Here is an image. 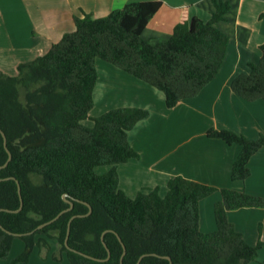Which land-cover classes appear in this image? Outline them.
<instances>
[{
	"label": "trees",
	"instance_id": "trees-1",
	"mask_svg": "<svg viewBox=\"0 0 264 264\" xmlns=\"http://www.w3.org/2000/svg\"><path fill=\"white\" fill-rule=\"evenodd\" d=\"M211 1L208 21L190 17L185 8L170 37L160 42L145 39L142 33L161 0L130 2L101 17L83 12L74 18V31L65 33L44 55L19 64L17 75L0 70V129L12 155L0 168V259L9 257L13 238L19 237L26 250L11 264H27L38 236L37 243L46 250L55 239L69 264H137L142 255L139 264L257 260L264 242L249 243L227 213L264 208L263 196L176 175L169 179L164 196L153 187L130 197L119 186L118 166L140 157L129 132L150 112L120 107L90 116L99 59L161 90L168 108L199 95L217 76L230 41L217 24L228 19L231 4ZM260 49L259 61L251 62L250 71L231 83L233 92L247 101H264V43ZM1 130L0 166L9 159ZM206 133L241 145L231 178L245 181L251 175V157L264 147V133L250 138L215 127ZM98 167L109 169L98 173ZM214 192L220 193L214 204L217 229L206 233L200 229V201ZM65 193L72 208L33 232L71 206ZM22 201V210L15 212ZM90 206L92 211L83 215ZM119 237L126 247L122 261ZM108 249V259H94L107 258Z\"/></svg>",
	"mask_w": 264,
	"mask_h": 264
},
{
	"label": "crops",
	"instance_id": "crops-1",
	"mask_svg": "<svg viewBox=\"0 0 264 264\" xmlns=\"http://www.w3.org/2000/svg\"><path fill=\"white\" fill-rule=\"evenodd\" d=\"M134 1L144 0H0V70L17 75L19 64L44 55L65 33L74 31V18L83 16V12L106 16ZM161 1V8L142 33L153 42L170 37L185 8L190 17L208 21L212 16L211 0ZM225 1L231 4L228 19L217 24L230 36L224 62L215 79L199 95L181 100L173 108L166 106L161 90L97 60L98 80L91 117L120 107H140L150 112L129 132V140L140 157L118 166L119 186L130 197L153 187H158L164 196L169 179L176 175L264 197V147L249 161L251 175L245 181L233 180L231 169L241 145H229L206 133L211 127L229 128L250 138L264 133V101H247L231 88L233 79L249 72V64L261 58L264 0ZM87 124L92 125L88 121ZM108 169L105 167L102 173ZM219 199L220 193L214 192L200 201L201 231L217 229L214 204ZM227 215L249 243L256 244L259 239L264 242V208L244 207L230 210ZM50 243L44 263L69 264L60 244L55 239ZM10 259H1L0 264H11ZM251 263L264 264V245L258 259Z\"/></svg>",
	"mask_w": 264,
	"mask_h": 264
},
{
	"label": "rangeland",
	"instance_id": "rangeland-1",
	"mask_svg": "<svg viewBox=\"0 0 264 264\" xmlns=\"http://www.w3.org/2000/svg\"><path fill=\"white\" fill-rule=\"evenodd\" d=\"M87 121L88 123L92 124L91 119H88ZM96 170L98 173H102V171H105V167H98ZM36 238L37 240L35 241L33 248L30 250L29 260L27 264H45L44 260L46 259V256H47L46 249H44L43 247H40V245L37 243L38 236ZM25 250H26L25 242L19 237L13 238L12 245H11V251L9 254V257H11V259L9 261L12 262V260L15 257L22 254ZM19 264H23V263H19ZM249 264H252V263H249Z\"/></svg>",
	"mask_w": 264,
	"mask_h": 264
},
{
	"label": "water",
	"instance_id": "water-1",
	"mask_svg": "<svg viewBox=\"0 0 264 264\" xmlns=\"http://www.w3.org/2000/svg\"><path fill=\"white\" fill-rule=\"evenodd\" d=\"M0 130H1V129H0ZM1 132H2V134H3V136H4L5 146H6L7 150H8V152H9V159H8V161H7L5 164L1 165L0 168L5 167V166L8 164L9 160L11 159V157H12L11 152H10V150H9L8 147H7V139H6V136H5V134H4V132H3L2 130H1ZM0 179H2V178H0ZM18 186H19V192H21V186H20V183H19V182H18ZM63 198H64L65 201L70 202L71 206L68 207L67 209L63 210L62 212H60L55 218H53V219H51V220H49V221H47V222H43V223H41L39 226H37V228H36L35 230H33V232L36 231L37 229H40V228L44 227L45 225H47V224H49V223H51V222H53V221L56 220V219H57V218H58L63 212H65V211H67V210H70V209L72 208V206H73V202L70 201V200L67 198V194H66V193L63 195ZM22 208H23V201H22L20 207H19L18 209H15L14 211H15V212H19V211L22 210ZM91 211H92V207L90 206V210H89V212H87L86 214H83V215H87V214H89ZM76 216H77V215H74V216L71 218L70 223H71V221H72ZM1 227L4 229L3 226H1ZM69 232H70V226L68 227V234H67V237H66V240H65V244H66L67 246H68ZM106 232H107V230L103 232V234H102V238L104 237V234H105ZM15 235H19V234L16 233ZM119 239L121 240L120 237H119ZM121 242H122V240H121ZM122 244H123V247H124V252H123V254H122L121 261H122V259H123V256H124L125 253H126V247H125V245H124L123 242H122ZM105 245H106V244H105ZM86 256H87V257H90V258H94V257H92V256H90V255H86ZM109 257H110V251H109V249H108V257H107V258H104V259H101V258H94V259H98V260H106V259H108ZM143 257H144V255H142V256L139 258L137 264H139V263L141 262V260H142ZM167 258L170 259V257H167ZM171 264H172V261H171Z\"/></svg>",
	"mask_w": 264,
	"mask_h": 264
}]
</instances>
